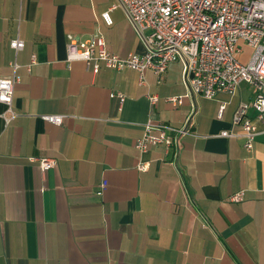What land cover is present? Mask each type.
Returning <instances> with one entry per match:
<instances>
[{
	"label": "crops",
	"instance_id": "1",
	"mask_svg": "<svg viewBox=\"0 0 264 264\" xmlns=\"http://www.w3.org/2000/svg\"><path fill=\"white\" fill-rule=\"evenodd\" d=\"M115 4L0 0V78L13 74V60L21 77L17 115L10 119L0 102V264H264V120L255 122L251 152L243 137L219 136L241 133L233 116L252 86L208 99L190 90L181 61L160 76L147 70L145 84L129 67L95 73L68 61L69 34L102 36L121 56L146 52ZM18 37L25 46L16 54L10 42ZM117 90L126 94L122 108L110 96ZM154 93L157 104L148 99ZM42 114L66 118L58 125ZM190 116L177 158L164 146L137 149L149 121L181 127ZM31 156L57 165L43 171ZM238 191L244 200L230 201Z\"/></svg>",
	"mask_w": 264,
	"mask_h": 264
},
{
	"label": "built area",
	"instance_id": "2",
	"mask_svg": "<svg viewBox=\"0 0 264 264\" xmlns=\"http://www.w3.org/2000/svg\"><path fill=\"white\" fill-rule=\"evenodd\" d=\"M124 9L141 40L146 45L144 54L131 52L121 56L107 48L102 36H94L83 41L74 34L68 35L67 60H82L97 73L104 66L114 70L132 68L139 73L141 84L146 83V72L151 69L162 75L168 66L181 61L185 78L191 91L212 99L219 92L236 94L239 85L246 82L252 86V101L241 102L233 116V125H241V133L223 130L219 136H241L244 147L251 152L257 136L256 120H264V0H117L112 8ZM107 25L114 20L110 10L102 13ZM243 44L253 49L247 60ZM16 54L25 46L21 38L10 42ZM35 56L28 65L31 70ZM13 74L0 78V102L11 111V118L17 113L12 109L15 86L21 81L18 73L19 63H10ZM122 108L126 94L121 90L113 91ZM151 104H157V94H148ZM173 105L183 103V96H170ZM224 105L220 108L222 116ZM255 115L252 116L250 111ZM41 117L54 124H62L66 118L60 114H42ZM7 119V122L10 121ZM192 116L181 127L149 121L142 136L136 140L140 151L151 147L164 146L166 152L174 150L177 158L182 149V139L191 134ZM38 162L43 171L57 165L53 157H29ZM149 163L142 162L139 169L146 170ZM99 195L103 190H99ZM244 191H238L229 198L232 202H241Z\"/></svg>",
	"mask_w": 264,
	"mask_h": 264
},
{
	"label": "rangeland",
	"instance_id": "3",
	"mask_svg": "<svg viewBox=\"0 0 264 264\" xmlns=\"http://www.w3.org/2000/svg\"><path fill=\"white\" fill-rule=\"evenodd\" d=\"M243 46H244V50H245V55L242 57V60L245 61L248 59V57L252 53L253 49L251 47L247 46L246 44H243ZM251 101H252V99L249 100V102H251Z\"/></svg>",
	"mask_w": 264,
	"mask_h": 264
}]
</instances>
